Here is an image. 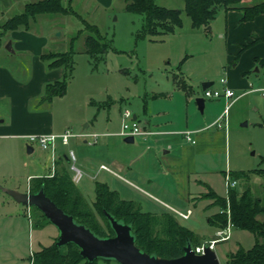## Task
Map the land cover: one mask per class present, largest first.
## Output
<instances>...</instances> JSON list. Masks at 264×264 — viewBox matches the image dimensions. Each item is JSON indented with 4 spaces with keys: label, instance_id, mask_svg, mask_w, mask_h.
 Wrapping results in <instances>:
<instances>
[{
    "label": "rangeland",
    "instance_id": "374dc122",
    "mask_svg": "<svg viewBox=\"0 0 264 264\" xmlns=\"http://www.w3.org/2000/svg\"><path fill=\"white\" fill-rule=\"evenodd\" d=\"M31 1L36 0H2L0 23L22 12L24 4ZM60 1L67 7V12L39 14L28 28L17 29L34 37H44L46 43L42 52H69L73 60L72 76L63 95L53 96L51 101H41L45 93L44 84L41 92L29 101L28 106L33 109L47 105L53 127L59 132L68 130L73 133L67 143L63 144L61 138H57L56 143L60 155L66 153L68 156L71 149L75 159L68 156V160H56L54 168L58 164L59 169L64 166L70 178L74 172L73 166L82 171L75 186L89 203L94 197L95 181H105L109 187L121 189L124 194L131 196L133 192L130 191V184L107 171L96 172L101 163L113 167L112 160L128 162L131 156L150 152L149 147L145 149L150 143L148 135H135L133 142H126L118 134L121 112L128 109L131 114L138 113L144 106L148 114L156 112L160 122L168 117L184 118L185 114L198 113L195 98L203 92L200 87L203 79L200 77L206 73L211 76L208 80L213 81L209 88L222 89L219 79L224 77L223 69L227 66L223 42L217 35L216 24L211 27L210 23L209 30L203 27L198 30V27L192 26L183 0H154L160 6L179 9L181 18L179 27L155 38L140 34L143 15L125 10L124 0ZM87 25L94 28L100 43L106 45L100 56L97 54L90 57L85 52L84 37L90 33ZM9 34L10 31H7L2 39L9 37ZM75 35L77 37L71 42V37ZM8 41L9 38L3 47ZM4 53L2 50L0 57ZM25 55L13 54L15 70L26 66L28 55ZM42 62L46 70L52 69L47 66V60ZM181 77L185 84L178 87L173 79ZM237 93L235 91V95ZM204 98L206 112L202 115L198 113L202 119L205 113L216 112L226 104L222 96ZM228 109L225 121L223 118L219 120L222 127L213 124L227 133L226 152L202 155V179L218 194L223 191V171L230 170L233 177L237 171L264 168V161L261 160L264 156V99L260 92L241 95ZM128 122L133 121L128 119ZM243 122L246 124L243 125ZM84 123L88 124L86 130L98 132L99 135L84 141L85 137L77 135L84 130ZM164 136L153 137L159 140ZM1 144L6 146L5 141ZM7 144L4 157L9 163L4 162L0 166V264H29L31 253L43 245L52 244L58 231L48 221L42 225L32 224L31 214L34 216L37 211L32 206L27 209L26 205L16 204L2 189L16 186V190L21 191L27 184L29 172H49L50 152L33 143V151L27 153L24 143L18 155L15 141L9 140ZM127 177L141 185L135 178ZM236 182L234 188L238 192L249 187L254 195L264 194V174H250L248 179L240 178ZM191 190L201 192L195 186ZM206 192L207 188L202 185L201 198L189 204L191 214L187 218L168 211L180 224L192 230V245L206 242L208 239H204L212 237L216 231V224L209 222L208 217L217 211L218 206L212 198L206 195L203 197ZM197 194L192 193L195 196ZM142 195H134L138 206L142 205V208L149 211L161 210L159 202ZM156 196L163 198L161 195ZM225 200L227 204L228 194ZM185 209L182 206L179 210ZM96 217L105 228L103 217L98 213ZM253 242L254 237L250 232L232 225L230 237L216 243L214 251L219 263L227 264L226 255L230 250H235L238 245L248 248ZM91 264L118 263L112 259L97 258Z\"/></svg>",
    "mask_w": 264,
    "mask_h": 264
},
{
    "label": "crops",
    "instance_id": "0c3cea01",
    "mask_svg": "<svg viewBox=\"0 0 264 264\" xmlns=\"http://www.w3.org/2000/svg\"><path fill=\"white\" fill-rule=\"evenodd\" d=\"M262 1L264 0L258 2L241 0L240 5L250 6ZM242 14L240 9L224 10L223 8H219L215 17L207 25L198 26V30H201L202 27L209 30L211 29L208 26L210 23L212 24L211 27L216 24L217 35L223 42L227 66L224 67V77L221 78H225L226 81L222 84L219 79V83L222 85V88L226 85L234 93L235 91L238 92L231 102L230 99L227 101L222 97L226 103L230 102L229 109L241 95L243 96L255 91L260 92V89L264 88V12L257 14L253 19L249 20H242ZM5 34L0 36V52L2 50L6 52L0 57V117H2L0 118V166L2 163L8 162L4 157V149L8 147L7 142L9 140L15 141L19 155L24 143L25 145L28 143L27 139L30 134L63 133L53 127L51 112L48 111L47 105H44L46 106L44 108L43 106H37L33 109L28 106L29 101L41 92L44 84L60 79L63 68L56 67L46 70L42 62L44 59L40 56L46 43L44 37H34V35L21 29L10 30L9 37L2 39ZM8 38L10 39V50L3 47ZM16 53L28 55L26 66L23 65L18 70L13 68L14 61L12 60L13 54ZM200 78L201 80L203 79V82L211 81L208 80L211 76L206 75V73ZM173 81L178 87H183L185 84V80L182 77L177 80L174 78ZM211 82L213 83V81ZM209 86L206 89H210ZM198 96L204 97L203 92L198 94ZM152 98H154L153 95ZM43 100L41 99V101ZM224 107L216 112L209 111L207 115L205 113V117L202 119L199 114L202 115V113L206 112V104L204 103L203 112L197 109L199 114H185L184 118L181 116L168 117L160 122L156 117V112L148 114L145 112L144 106H142L140 112L132 113L131 119L137 122L142 129L149 131V133L138 135L149 136L150 143L145 146V149L149 147L150 152H143L139 156H131L128 162L112 160L111 165L113 167L101 163L100 165H105L107 168H101L99 165L96 172L98 173L101 170L107 171L117 176L123 182L130 184V191L133 192L131 196L124 194L121 189L116 190L118 195L120 193L119 197L121 198L134 200L137 203L135 196L144 194L159 202L158 204L162 207L161 210L150 212L162 213L164 211H172L180 216L177 212L184 213L189 210L191 214L189 204L195 202L196 198H201L202 185L206 188L208 185L211 188L202 179V155L210 156L211 154L226 152L227 133L219 129L222 126H217L218 128H216L214 127L216 124L213 125V121L222 114ZM86 127H88V124L84 123V130L81 132L98 133L88 131ZM186 131H188V135L191 137L190 140L185 136ZM154 135L165 136L157 140V137H153ZM2 141H5V147L1 144ZM84 141L86 140L84 139ZM46 150L50 152V160L52 156L55 157V161L63 160L62 158L68 160L66 153L60 155L57 152L56 141L53 153L50 148H46ZM11 168L13 167L11 166ZM81 173L83 174L82 171ZM227 173L230 178L236 180V178L231 176L230 170L223 171V191L219 195L224 197L228 194L225 186V176ZM50 174L51 167L47 173L29 172L27 174V184L21 191L29 190L31 178ZM72 176L73 173H71V180L73 181ZM127 176L135 178L141 185L134 183ZM77 181H73V183ZM194 186L200 188L201 192L191 190ZM12 188L18 189L16 186H12ZM194 192L198 194L196 196L192 195ZM156 195H161L163 198ZM16 204L20 205L19 203ZM140 206L141 210L149 211L142 208V205ZM182 206L186 207L184 211L179 210ZM25 207L27 208V206ZM229 226L230 229L232 224L229 223ZM222 228L216 226L213 236L204 240L214 238L216 232Z\"/></svg>",
    "mask_w": 264,
    "mask_h": 264
},
{
    "label": "trees",
    "instance_id": "16d2710c",
    "mask_svg": "<svg viewBox=\"0 0 264 264\" xmlns=\"http://www.w3.org/2000/svg\"><path fill=\"white\" fill-rule=\"evenodd\" d=\"M125 10L143 15L142 35L155 38L164 33L172 32L181 25L180 10L166 8L154 0H124ZM184 9L194 27L207 25L216 15L219 8L224 10L240 9L242 20L253 19L264 12V1L250 6H241V0H183ZM67 12L60 0H36L24 4L22 12L7 18L0 23V36L17 28H28L35 17L43 13ZM84 37L85 52L91 56L102 55L106 45L100 43V37L93 27ZM87 29V28H86ZM139 34V35H140ZM77 35L71 37V42ZM264 39V36H263ZM41 58L47 60L49 68L62 67L60 79L45 84L42 99L51 100L53 96L65 93L69 78L72 76L73 60L69 52H43ZM264 161V156L261 159ZM59 166V164H58ZM56 166L52 175L31 178L29 191H36L43 186L45 194L66 213L72 214L78 221L84 223L99 235H111L112 230L107 221L99 223L96 213L103 217L102 208L118 215L125 222L132 224L135 234V244L148 253H156L162 257H175L182 253L186 238L192 239V230L178 222L168 211L155 213L141 210L137 203L130 199L119 197L117 191L101 181L94 182V199L90 203L84 198L75 183L63 167ZM250 174H264V168H254L248 171L234 172L236 179H248ZM205 195L213 199L218 206L214 214L208 217L209 222L222 228L227 220L240 229L247 230L254 237L253 244L245 248L239 245L226 255L227 264H264V194L254 195L249 187L238 192L235 188L228 191L229 201L217 194L207 185ZM37 213L31 214L32 224L42 225L47 221L43 214L34 206ZM31 208V206H30ZM93 208V209H92ZM92 209V210H91ZM261 216V218L259 217ZM103 219H105L103 217ZM105 221V220H104ZM196 245V244H195ZM194 246V245H193ZM30 264H91L79 255L78 247L73 243L56 246L43 245L33 251Z\"/></svg>",
    "mask_w": 264,
    "mask_h": 264
},
{
    "label": "water",
    "instance_id": "95a60500",
    "mask_svg": "<svg viewBox=\"0 0 264 264\" xmlns=\"http://www.w3.org/2000/svg\"><path fill=\"white\" fill-rule=\"evenodd\" d=\"M10 50V41L5 45ZM211 81L201 83V89L211 85ZM197 109L203 112L205 98H195ZM243 125L246 122L242 123ZM126 142H133V135L123 137ZM32 151V143L26 144V152ZM17 203L36 207L53 224L58 234L54 244L63 246L68 243L75 244L79 255L91 263L97 258L115 260L118 264H220L214 249L207 243L203 245L202 253H195L191 241L186 238L182 246V253L175 257H162L156 253H148L135 244V234L132 224L116 218L111 212L104 210L105 218L113 235H99L82 222H78L72 214L66 213L54 203L40 186L36 191H19L12 188H3Z\"/></svg>",
    "mask_w": 264,
    "mask_h": 264
},
{
    "label": "built area",
    "instance_id": "2783aa9c",
    "mask_svg": "<svg viewBox=\"0 0 264 264\" xmlns=\"http://www.w3.org/2000/svg\"><path fill=\"white\" fill-rule=\"evenodd\" d=\"M225 78H220V82L223 84L225 83ZM260 94L261 96L264 98V88H261L260 89ZM203 95L204 97H219V96H222L224 97L227 101L230 99V102L236 97L234 91L224 85L222 89H213V90H210V89H204L203 91ZM230 102L226 103L225 104V107H224V111L223 113L213 121V124H216L218 126H220V123H219V120L221 118L224 119L225 121V117H226V113H227V109L229 107V104ZM131 113L128 109H124L121 113V128H120V131L118 132L120 135L122 136H127V135H138V134H143V133H149V131H145L144 129H142V127H140V125L137 124V122L133 121L132 123H129L128 122V119L130 120L131 119ZM226 124V123H225ZM73 133L69 132L68 130H66L65 132L63 133H60V134H53V133H48V134H30L28 136V142H31V143H37L38 146L42 149H46V148H50L52 153L54 152V143L55 141L57 140V138H61V142L62 143H67L68 142V138L72 135ZM78 136H81V137H85L86 141H88L89 137H92V136H98V133H88V132H80V133H77ZM185 136L187 139H191V137L188 135V131H186L185 133ZM69 158H71L72 160L75 159V155L73 153L72 150L69 151V154H68ZM54 162H55V157L52 156L51 158V174H53L54 172ZM101 168H107L105 165H100ZM73 176H72V179L73 181H77L82 173L81 171L74 167L73 166ZM235 184H236V180L235 179H231L228 175V173L226 174L225 176V186H226V189L229 191L230 188H233L235 187ZM30 206L27 205V209H29ZM28 213H29V210H28ZM181 217L183 218H187L190 214V211L187 210L186 212H177ZM229 219L227 220V223H226V226L220 230H218L216 232V236L214 238H211V239H208L206 242L204 243H207L209 245L210 248H214V245L219 242V241H222V240H225L229 237ZM204 243H200V244H196L193 246V250L195 253H202L203 252V245Z\"/></svg>",
    "mask_w": 264,
    "mask_h": 264
},
{
    "label": "flooded vegetation",
    "instance_id": "af4514ba",
    "mask_svg": "<svg viewBox=\"0 0 264 264\" xmlns=\"http://www.w3.org/2000/svg\"><path fill=\"white\" fill-rule=\"evenodd\" d=\"M93 199H94V197H93ZM104 210H106V209H104V208H102V214H103V217L105 218V214H104ZM113 214V213H112ZM115 216H116V218H119V219H122L121 217H119L118 215H116V214H114ZM100 217H102V216H100ZM102 220L104 221L103 223L105 224L106 223V218L105 219H103L102 218ZM123 220V219H122ZM107 224V223H106ZM111 235H113V233L111 234Z\"/></svg>",
    "mask_w": 264,
    "mask_h": 264
}]
</instances>
